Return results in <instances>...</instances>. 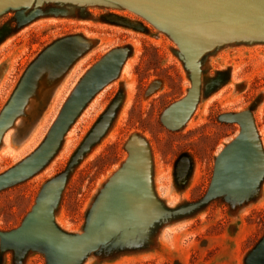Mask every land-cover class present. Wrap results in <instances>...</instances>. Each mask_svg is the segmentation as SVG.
Wrapping results in <instances>:
<instances>
[{"label": "rangeland", "instance_id": "1", "mask_svg": "<svg viewBox=\"0 0 264 264\" xmlns=\"http://www.w3.org/2000/svg\"><path fill=\"white\" fill-rule=\"evenodd\" d=\"M182 33L114 0L0 5V117L16 112L0 137V175L41 147L83 78L78 104L119 70L85 103L50 159L0 189V232L17 228L44 185L58 179L47 191L53 211L43 210L33 236L46 238L62 264L104 241L74 264H254L251 254L264 240V173L246 197L212 195V183L217 155L241 129L230 119L237 113L252 115L260 152L243 164L241 152L232 153L223 173L241 167L256 182L264 166V32L218 23ZM114 49L125 51L124 60L114 54L91 72ZM185 54L199 58L196 72ZM190 92L187 119L168 126L165 111ZM128 145L131 164L95 212L103 233L78 242L60 236L53 223L68 234L86 230L102 191L131 156ZM255 261L264 264V251ZM0 264L50 262L40 249L3 247L0 236Z\"/></svg>", "mask_w": 264, "mask_h": 264}, {"label": "water", "instance_id": "2", "mask_svg": "<svg viewBox=\"0 0 264 264\" xmlns=\"http://www.w3.org/2000/svg\"><path fill=\"white\" fill-rule=\"evenodd\" d=\"M12 0H0V5L8 4ZM120 4H124L127 7L141 13L154 24L164 29L170 30L174 33L177 30H183L182 34H193L198 31H202L207 28L216 26L218 23H230L236 25L237 27H243L244 30H259L264 32V0H114ZM8 6V5H7ZM6 6V7H7ZM5 7V8H6ZM4 8V9H5ZM2 11V10H1ZM178 39V36H176ZM246 36V35H245ZM249 37H237L235 39H242ZM251 38V37H250ZM258 38V37H254ZM70 43V41H68ZM218 45V44H217ZM121 55L122 60L125 58V51L123 49H114L109 52L105 57L98 61L91 69V72H95L98 67L102 65L103 62L112 57V55ZM189 63L192 65L194 72L197 71L196 60L197 57H188L185 54ZM90 69V70H91ZM89 70V71H90ZM88 71V72H89ZM119 70L112 72L107 75L101 83L94 86L88 93H85L80 104H78L79 94L84 85L83 79L78 83L76 88L72 91L68 100L66 101L60 116L53 125L47 139L41 145V147L26 158L23 162L16 165L14 168L10 169L6 173L0 175V189L6 187L10 184L15 183L18 180H22L38 171L54 154L58 148L62 137L69 128L70 123L74 120L76 115L80 112L85 103L89 98L98 90L102 85H104L108 80L118 73ZM32 74V73H31ZM27 73L23 78L21 84L19 85L13 99L11 100L9 106L13 103L15 96L18 94L27 78L31 76ZM196 92V91H195ZM29 94V92H28ZM195 94V93H194ZM192 92L179 102L174 103L170 106L164 113L163 119L165 123L170 127H180L182 123L187 119L190 110L182 114L183 109L192 100ZM6 108V109H7ZM20 109V108H19ZM9 110V109H8ZM6 111V110H5ZM8 113V111H7ZM7 113H3L0 117V137L2 136L5 129L12 121V117L15 116L16 112L11 113L10 119H6ZM15 113V114H14ZM14 114V115H13ZM232 120L238 121L241 129L238 136H235L233 140L226 145L225 149L217 155L215 171L212 183V195L224 193L228 191V194L235 195L236 197H246L252 191L253 187L258 184L262 174L264 173V166L260 169L259 177L256 182H253L246 171L242 172L238 169L241 167H236L230 169L228 174H224L221 168L223 159H227L232 153L241 152L244 162H249L252 160L256 153L260 152L259 138L257 135L256 127L253 121L252 115L247 112L237 113L230 118ZM5 122V123H4ZM9 122V124H6ZM128 147H131L128 145ZM132 147L131 156L128 162L125 164L120 172L110 181L107 188L102 191L99 199L94 207L89 224L84 232L81 234H68L61 231L58 226L53 223L55 231L65 239H69L75 242L81 240H88V237L93 234L95 237L103 233V228L105 227V222L95 218V212L100 205L101 200L105 195L110 192L116 179L122 177L124 172L129 168L132 160ZM263 163H264V153H263ZM150 166V165H149ZM236 178L233 179V176ZM250 179L243 188L234 187L235 183L239 184L242 181ZM58 179H53L48 181L40 194L38 195L37 201L25 216L22 223L14 229L9 231L0 232L2 237L3 247H14L18 253H24L29 247L34 249H40L46 252L50 264H62L60 256L55 249L50 245V242L44 237L33 236L37 230H39L36 225L40 221L41 214L43 210H49L51 213L53 211V199L48 198L47 191L58 183ZM150 181V180H149ZM237 181V182H236ZM234 183V184H233ZM241 185V184H240ZM226 196V195H225ZM54 197V195H53ZM231 199L233 197L231 196ZM243 199V198H241ZM163 208V207H162ZM164 210V209H163ZM102 222V223H101ZM102 224V225H101ZM105 245L104 242H99L92 244L88 247L82 249L79 253H74L67 256L77 255L72 257L68 264L77 263L82 257H84L87 251L91 249H96ZM264 251V240L258 245V247L252 252L251 260L254 264H258L255 261ZM59 255V256H58ZM63 258V256H61ZM66 257V256H64ZM73 262V263H72Z\"/></svg>", "mask_w": 264, "mask_h": 264}, {"label": "flooded vegetation", "instance_id": "3", "mask_svg": "<svg viewBox=\"0 0 264 264\" xmlns=\"http://www.w3.org/2000/svg\"><path fill=\"white\" fill-rule=\"evenodd\" d=\"M118 100H119V103H118V106H117V109L116 110H118V108L120 106V103H121L120 99H118Z\"/></svg>", "mask_w": 264, "mask_h": 264}, {"label": "bare ground", "instance_id": "4", "mask_svg": "<svg viewBox=\"0 0 264 264\" xmlns=\"http://www.w3.org/2000/svg\"><path fill=\"white\" fill-rule=\"evenodd\" d=\"M107 67H108V66H107ZM243 159H244V158L241 159L242 164L244 163V160H243Z\"/></svg>", "mask_w": 264, "mask_h": 264}]
</instances>
